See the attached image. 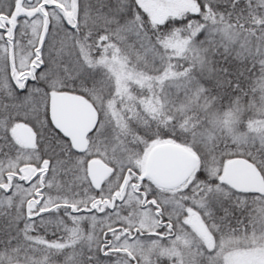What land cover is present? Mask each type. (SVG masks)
<instances>
[{"label": "snow or ice", "instance_id": "1", "mask_svg": "<svg viewBox=\"0 0 264 264\" xmlns=\"http://www.w3.org/2000/svg\"><path fill=\"white\" fill-rule=\"evenodd\" d=\"M0 264H264V0H0Z\"/></svg>", "mask_w": 264, "mask_h": 264}]
</instances>
